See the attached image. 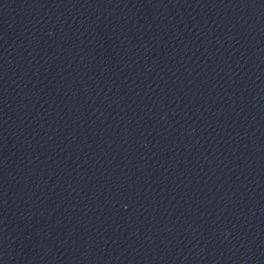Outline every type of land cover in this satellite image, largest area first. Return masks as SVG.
I'll return each instance as SVG.
<instances>
[{
    "label": "water",
    "instance_id": "obj_1",
    "mask_svg": "<svg viewBox=\"0 0 264 264\" xmlns=\"http://www.w3.org/2000/svg\"><path fill=\"white\" fill-rule=\"evenodd\" d=\"M0 264H264V0H0Z\"/></svg>",
    "mask_w": 264,
    "mask_h": 264
}]
</instances>
